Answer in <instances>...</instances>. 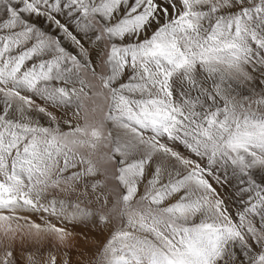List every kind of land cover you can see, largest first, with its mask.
<instances>
[{"label":"snow or ice","instance_id":"1","mask_svg":"<svg viewBox=\"0 0 264 264\" xmlns=\"http://www.w3.org/2000/svg\"><path fill=\"white\" fill-rule=\"evenodd\" d=\"M74 222L82 264H264V0H0V264Z\"/></svg>","mask_w":264,"mask_h":264},{"label":"rangeland","instance_id":"2","mask_svg":"<svg viewBox=\"0 0 264 264\" xmlns=\"http://www.w3.org/2000/svg\"><path fill=\"white\" fill-rule=\"evenodd\" d=\"M44 27L47 28V25H44ZM211 182L213 186L217 188V191L225 198L226 202H230L231 188H221L219 185H216L214 181ZM33 219L40 222L39 218L36 216H33ZM64 226L73 233V239L70 241L71 247L68 249V255L71 258L72 264H78V262L82 264V261L93 258L97 251V247L105 242V238L108 236L106 230L97 228L91 223L74 222ZM49 249L58 257V261L63 259L62 251L57 252L54 247L50 248L47 244L44 246V255L48 254ZM17 256H19V252H17Z\"/></svg>","mask_w":264,"mask_h":264}]
</instances>
